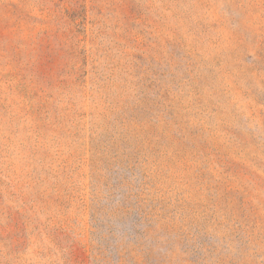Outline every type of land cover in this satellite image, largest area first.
I'll use <instances>...</instances> for the list:
<instances>
[{"label": "rangeland", "instance_id": "1", "mask_svg": "<svg viewBox=\"0 0 264 264\" xmlns=\"http://www.w3.org/2000/svg\"><path fill=\"white\" fill-rule=\"evenodd\" d=\"M0 264H264V0H0Z\"/></svg>", "mask_w": 264, "mask_h": 264}]
</instances>
